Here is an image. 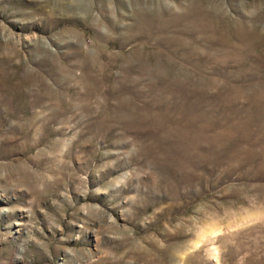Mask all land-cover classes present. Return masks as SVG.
<instances>
[{"label":"rangeland","instance_id":"1","mask_svg":"<svg viewBox=\"0 0 264 264\" xmlns=\"http://www.w3.org/2000/svg\"><path fill=\"white\" fill-rule=\"evenodd\" d=\"M0 264H264V0H0Z\"/></svg>","mask_w":264,"mask_h":264}]
</instances>
